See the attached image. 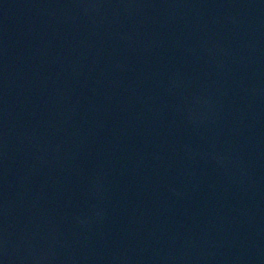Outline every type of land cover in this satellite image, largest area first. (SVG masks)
Segmentation results:
<instances>
[{"label":"water","instance_id":"obj_1","mask_svg":"<svg viewBox=\"0 0 264 264\" xmlns=\"http://www.w3.org/2000/svg\"><path fill=\"white\" fill-rule=\"evenodd\" d=\"M2 264H264V0H0Z\"/></svg>","mask_w":264,"mask_h":264},{"label":"snow or ice","instance_id":"obj_2","mask_svg":"<svg viewBox=\"0 0 264 264\" xmlns=\"http://www.w3.org/2000/svg\"><path fill=\"white\" fill-rule=\"evenodd\" d=\"M0 264H2V262H0Z\"/></svg>","mask_w":264,"mask_h":264}]
</instances>
